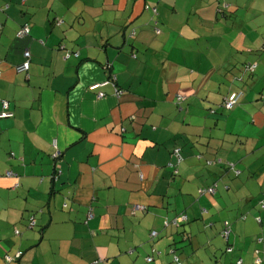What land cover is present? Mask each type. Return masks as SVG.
Segmentation results:
<instances>
[{
	"label": "crops",
	"instance_id": "crops-1",
	"mask_svg": "<svg viewBox=\"0 0 264 264\" xmlns=\"http://www.w3.org/2000/svg\"><path fill=\"white\" fill-rule=\"evenodd\" d=\"M242 9L238 2L228 13ZM248 11L226 42L214 2L204 0H0V114L3 102L9 114L0 117V264L17 252L22 255L11 264H170L180 246L171 244L177 232L190 237L180 264H197L198 255L209 260L222 222H231L240 199L202 190L222 185L225 159L240 148L247 153L256 141L254 135L234 137L225 126L232 121V128L248 132L264 127L258 102L264 65L257 73L264 24H256L264 1L249 0ZM23 24L30 35L19 39ZM221 43L228 55L214 70L178 57L179 51L201 54L200 48L208 53ZM25 50L30 64L26 73L18 72ZM251 62L258 68L249 93L227 117L217 116V109L204 121L201 113L193 116V110L219 105L241 90L226 66ZM110 74L120 97L111 86L99 89L102 98L89 91ZM178 96L190 102L185 113L197 119L195 126L191 118L179 119ZM212 120L222 134L213 146L205 135ZM189 143L201 158L185 153ZM175 148L183 158L177 166ZM213 150L221 163L201 167V161H212L207 156ZM135 205L143 209L134 211ZM236 215L232 242L241 245L249 238L247 219ZM151 232H157L154 240ZM185 250L191 257L185 258ZM249 254L243 246L246 264L254 257ZM147 256L153 260L146 262Z\"/></svg>",
	"mask_w": 264,
	"mask_h": 264
},
{
	"label": "rangeland",
	"instance_id": "rangeland-1",
	"mask_svg": "<svg viewBox=\"0 0 264 264\" xmlns=\"http://www.w3.org/2000/svg\"><path fill=\"white\" fill-rule=\"evenodd\" d=\"M204 1L214 2V0H204ZM223 1L225 3H229L228 5L230 7H232L233 4H237L239 2L240 6L244 8L241 10L242 14L238 13L237 15H234L236 14L235 12L233 14L226 12L225 16L218 14V21L216 24L219 25V30L221 31V33L225 34L223 39L226 42H228L231 39V30L233 29V24H235V28H236L240 25V23L243 22L242 17H244L245 19L248 17L249 0H221V2ZM154 9L156 10V7L150 8L149 10L150 13L154 15V16L153 15L151 16L152 20H154V17L157 15V10H156V14H154L155 13ZM257 15H259V13H257ZM156 18H158V16ZM208 24L211 25L212 23L208 22ZM256 24H258V26L259 24L260 25L264 24V16H260L259 18H257ZM251 26L254 27V24L251 23ZM153 33H154L155 38H158L160 36V33H157L156 30H154ZM215 45L212 46V47H215L214 50H210L208 51V53H203L205 51L202 48H200L203 51L201 54L193 53V54L185 55L184 53L182 54L179 51L178 57L181 58L182 56V59H185V62L188 61L189 64L191 65L193 64L195 65V67H199L200 70H204L206 67L213 68L214 70L215 69L214 67H216L217 69L220 65L223 64V62L225 61L228 55V52L224 50V43H221L219 47H216ZM260 64L261 66L257 73L263 70L262 67L264 65V58H263V62H261ZM243 65L244 64L242 63L240 64V66H237V64H235L234 66H231L230 68L226 66V69L229 70V73H233L235 75L236 77L235 79L237 80H234V79L233 80L237 82L236 86L240 89H243L245 93L248 94L249 87L251 86L252 80L251 78H249L248 76L249 74L243 71ZM262 87L263 86L260 85L259 87H257V89L262 88ZM260 104H261L260 107L264 112V105L261 102ZM223 110L224 109L222 108H218L217 116H219V114L223 115L224 113H227L228 111V110H224V111ZM195 112L203 114V117H202L203 121L205 120V114L208 113L207 110H205V108L203 111L198 110ZM177 113L180 116L179 119L181 118V120H182V117L183 118L188 117L185 111L184 112L179 111ZM224 115L227 117V114H224ZM188 118H191V120L193 121V126H195L196 125L195 120L197 119L191 116H189ZM214 122L215 120L214 121L212 120L209 128L207 129L208 131L212 130L211 131L212 133L207 132V134H205L212 138L211 139L212 146L216 142L215 139H217V135H222L221 133H219L217 128L216 129L213 128L212 125L215 124ZM228 126H230L231 129L226 128ZM193 128L196 129V127H193ZM225 131L227 133L231 132L232 134L235 135L234 137H238V135H241V136L254 135L253 137L256 139V141H251L248 144V147L246 148L247 153L245 152V149L240 148L230 153V158L228 160L225 159L224 163L226 164L228 162V164L235 165V170L240 171V175L238 178L233 179L232 177L233 174L229 171L228 175H225L224 183L222 185H219L217 189V194L223 193L226 195V197L228 196L231 199H240L237 202L236 208L233 211V213H229L230 215L229 219L231 220V223H232V221H234L237 217L236 214L241 213L242 215H246V219H247L246 225H247V232H248L247 237L249 238L245 240V242H242V245L245 247V250L250 253L248 257L251 258L252 250L256 247H259L256 245V240L259 238H264V210L262 212H256V210L260 211L259 209L260 207L258 204V196L260 192L264 190V182L258 183V181H262V178L264 177V174H262V171H264V127L257 128L255 132H252V131L248 132L245 126L238 127L237 125H235L232 128V121H230L226 124ZM228 137H230V134H227L226 136V143L229 141ZM215 156H216V152L213 150L212 156L209 155L207 156V158L213 161ZM200 164H201V167L209 166L207 163H205V161H201ZM223 185H226L229 188V190L227 191V190L221 189L220 187ZM224 201L226 200L224 199ZM244 204L246 205L245 208L242 207V206H245ZM229 206L232 207L231 200L229 201ZM249 209L250 211L254 210L255 212L253 214L250 212H246ZM254 215H259L261 217L262 224L256 222L255 220L256 216ZM235 224H238L237 221L234 223V225ZM234 225L232 224L233 230H232V234L230 237V241L232 240L233 233L234 235L237 233ZM259 248L262 249L261 247ZM224 249H225V243L221 241V239H219V245H215V247L213 248V252L212 253L207 252L206 257L209 258L208 261L206 260L204 261V257H202V255L196 256L194 259L195 261L194 260L193 261L196 262L197 264H200L201 261L204 262L203 264H234L235 256L237 255V253L236 254H226L224 252ZM263 251H264V245H263ZM183 253L185 255V258L191 257L190 251L185 250ZM238 254L240 255L241 253H238ZM260 256L263 258L262 252L260 253ZM241 257L243 258L244 256L241 254ZM243 262L245 264L247 263V261H245L244 258H243ZM189 264H191V262H189Z\"/></svg>",
	"mask_w": 264,
	"mask_h": 264
},
{
	"label": "trees",
	"instance_id": "trees-1",
	"mask_svg": "<svg viewBox=\"0 0 264 264\" xmlns=\"http://www.w3.org/2000/svg\"><path fill=\"white\" fill-rule=\"evenodd\" d=\"M254 1H256V2H262V1H264V0H254ZM229 3H225L224 1L223 2H221V0H214V5H215V8H216V11H217V13L218 14H221L222 16H225V13L226 12H230V6L228 5ZM155 10V9H154ZM156 11V10H155ZM56 22H58V20L56 21ZM23 26H27L28 27V29H29V35H30V27H29V25L28 24H23L21 27H23ZM154 29L155 30H158L159 31V33H160V30H159V28H157L156 26H154ZM135 35V32L134 31H132V32H130V36H134ZM258 50H260L261 52H264V48H260V49H258ZM130 56H132L133 58H135V54H131L130 53ZM24 61H25V59H24ZM30 64V57H29V59H28V65ZM108 65V64H107ZM111 66V65H110ZM252 66H254V68L253 69H251V67ZM257 68H258V64L257 63H245L244 65H243V71L245 72V73H247V74H249L248 76H249V78H251L252 76H254V73L256 72V70H257ZM106 81H108L109 83H108V85L107 86H111V87H113L114 88V92H115V95H116V91H118L119 93H120V96L123 94V92L117 87V84H116V78H115V76H113V74H110V76H109V78L106 80ZM257 91H258V89H257ZM261 91L259 90V98H258V102H261L263 105H264V91L263 92H261ZM232 93H239V94H241V96L239 97V99H238V101H237V104L233 107V108H235L238 104H239V102L242 100V98L244 97V94H245V92H244V90L243 89H241V90H237V91H232V92H230L227 96H225V98H223L222 99V101H221V103L219 104V105H212V106H208L207 108H205V110H207V112H209V113H215L216 112V108L215 107H218V108H222V109H224L223 108V103H224V100L230 95V94H232ZM175 106H176V108L178 109V110H183V111H181V112H184L186 109H188V107L190 106V102H187V101H185V98L182 96V97H179L178 96V98L176 99V102H175ZM215 106V107H214ZM217 108V109H218ZM232 108V109H233ZM231 109V110H232ZM3 110V109H2ZM225 110V109H224ZM196 110H193L192 111V114H193V116H195V115H199L197 112H195ZM256 140V139H255ZM188 145V147H187V149L188 150H186V154L188 153V155L190 154V155H192L193 157H196V158H201L202 157V154H201V152H199L198 151V148L196 147V145L194 144V143H189V144H187ZM184 153V154H185ZM171 155H172V157L175 159V162H176V165L175 166H177L182 160H183V158H182V153H181V149L180 148H175L172 152H171ZM206 163L209 165V166H212V165H216L217 163L218 164H220L221 162H220V160H217V159H215L214 161H206ZM225 167V168H224ZM221 168H222V170H223V177L225 176V175H228V173H229V171L233 174L232 175V177H233V179H236V178H238L239 177V175H240V171H237V170H235V167L232 165V164H228V162L225 164V163H223V167L221 166ZM263 179V181H262V183L264 182V177L262 178ZM261 183V184H262ZM224 186V187H223ZM223 186H221L220 188H222V189H224V190H227V189H229V188H226L227 186L226 185H223ZM218 187H219V184H217V182H213V184L211 185V186H209V187H207L206 189H204V190H202L203 191V195H211V194H215L216 192H217V189H218ZM210 189V190H209ZM258 204H259V209H260V211H258V210H256V212H262L263 210H264V190H262L261 192H260V194H259V196H258ZM245 205V204H244ZM138 206H140V205H138ZM242 207H246V205L245 206H242ZM231 210V209H230ZM232 211V210H231ZM248 212H250V213H252L253 214V212L252 211H250V209H249V211ZM182 216H185V219L183 220V219H181L182 218ZM254 216H256L255 218V220H256V222H258V223H260V224H262V219H261V217L259 216V215H254ZM181 221H183V222H186L187 221V216L185 215V214H182L181 215ZM246 219V215H242L241 216V220H245ZM173 226H174V228H177L178 227V225H177V223L175 222L174 224H172ZM33 226V221H32V219H31V221H30V224H29V227H32ZM231 227H232V223L230 222V221H228V220H225L224 222H222V229H221V233H220V238H221V240L225 243V249H224V252L226 253V254H236L237 253V255L235 256V263L234 264H245L244 262H243V258L241 257V254H242V249H243V245L241 244V245H236L235 243H233L232 242V240L230 241V237H231V234H232V229H231ZM152 233V232H151ZM151 233H150V240H154L156 237H157V232H155L156 233V235L154 236V237H151ZM177 240H176V242H173V240L171 241V244L172 243H174V245H180L179 246V248H175V249H177L176 250V252L175 253H173L172 254V261L170 262V264H180L181 263V251H182V245L183 244H186V242L188 241V240H190V237H189V234L188 233H185V232H177ZM259 240H260V242L259 243H261L262 244V246H261V248L263 249V245H264V238H259ZM232 243V244H231ZM258 242H257V240H256V245L258 246V244H257ZM262 249H259V247L258 248H254L253 250H252V252H251V257H253L252 259V263H250V264H264V259L260 256V252L261 251H263ZM238 253H241L240 255L238 254ZM21 255H22V252H21ZM147 258H150L151 259V261L153 260V258L151 257V256H147V257H145L144 258V260L146 261V259ZM18 259V258H17ZM16 259V260H17ZM15 260V261H16ZM150 261V262H151ZM5 262V261H4Z\"/></svg>",
	"mask_w": 264,
	"mask_h": 264
},
{
	"label": "built area",
	"instance_id": "built-area-1",
	"mask_svg": "<svg viewBox=\"0 0 264 264\" xmlns=\"http://www.w3.org/2000/svg\"><path fill=\"white\" fill-rule=\"evenodd\" d=\"M157 33H159L158 30H156ZM29 36V29L27 26H23L20 28V30L17 32L16 34V37L19 38V39H24L26 37ZM23 57L25 59V61L16 67V71L18 72H25L28 70V59L30 57V53L28 50H25L23 52ZM254 66L251 67V69H253ZM108 81H104V82H101V83H98V84H95V85H92V86H89V91H96L97 93V97L98 98H102L104 96V93L102 91H99V89L101 88H104L108 85ZM116 96L117 97H120V93L118 91H116ZM241 96V94L239 93H232L230 94L225 100H224V103H223V108L225 110H231L236 104H237V101L239 99V97ZM8 108V104L6 102H3L2 103V113L0 114V117H6L8 116L9 114L5 111L6 109ZM52 145L53 147H56V142L53 141L52 142ZM54 156L58 157L59 156V153L55 152L54 153ZM7 176H15L14 174H12L11 172H7L6 173ZM143 208L141 206H138V205H135L134 206V211H140L142 210ZM182 219L184 220L185 219V216H182ZM17 233V232H16ZM156 235L155 232H152L151 233V237H154ZM21 256V252H17L15 256H9V255H6L5 258H4V264H11L12 262H14L17 258H19ZM151 259L150 258H147L146 259V262H150ZM239 264V263H238Z\"/></svg>",
	"mask_w": 264,
	"mask_h": 264
}]
</instances>
